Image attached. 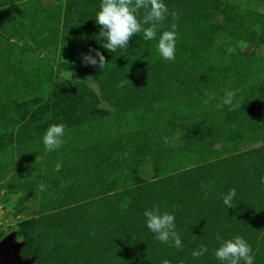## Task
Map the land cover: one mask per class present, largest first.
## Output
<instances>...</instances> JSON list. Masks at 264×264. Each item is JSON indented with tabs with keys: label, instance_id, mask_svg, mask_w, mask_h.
Wrapping results in <instances>:
<instances>
[{
	"label": "rangeland",
	"instance_id": "1",
	"mask_svg": "<svg viewBox=\"0 0 264 264\" xmlns=\"http://www.w3.org/2000/svg\"><path fill=\"white\" fill-rule=\"evenodd\" d=\"M100 3L0 0V240L13 233L32 264H221L219 232L264 264V0H164L157 39L116 52L98 37ZM90 49L103 69L83 62ZM226 90L239 107L219 106ZM53 123L64 143L48 152ZM156 206L175 208L181 248L148 230Z\"/></svg>",
	"mask_w": 264,
	"mask_h": 264
},
{
	"label": "clouds",
	"instance_id": "2",
	"mask_svg": "<svg viewBox=\"0 0 264 264\" xmlns=\"http://www.w3.org/2000/svg\"><path fill=\"white\" fill-rule=\"evenodd\" d=\"M141 10L143 17L140 18ZM264 12V8L261 9ZM169 10L164 0H101L99 10L96 12V24L101 26L99 38L106 40L102 46L109 52H116L118 49H128L130 40L134 35H143L145 41L157 39V33L163 26ZM175 20V13H171ZM177 40V24L171 23L167 30L162 31L158 36L156 49L159 55L165 61L175 59V49ZM95 51V56L85 55L83 62L85 65L99 66L103 69L106 61L103 53L90 49L89 52ZM65 77L71 78L72 71L64 73ZM131 82L130 80H128ZM132 83V82H131ZM124 82L120 86L123 87ZM209 95V93H205ZM235 91L226 90L220 101V107L230 106L231 109L239 107L235 100ZM215 99V97H212ZM66 125L63 123L51 124L45 131L42 142L45 150L48 152L59 149L64 143ZM40 159L36 157V162ZM62 164L55 165V171H60ZM264 183V177L261 178ZM41 190L44 185L40 186ZM236 196V189L231 188L222 196L224 205L227 208H233L232 201ZM175 208L173 212L161 211L159 206L144 211L146 226L154 234L156 240L170 244L177 249L182 247L180 233L176 230L175 225ZM216 239L219 247L214 250L215 257L221 264H254V254L252 247L242 236L237 235L234 238L224 239L219 232L216 233ZM208 251L207 247L200 245L199 249L193 251L192 257L199 258ZM162 264H171L167 259Z\"/></svg>",
	"mask_w": 264,
	"mask_h": 264
},
{
	"label": "water",
	"instance_id": "3",
	"mask_svg": "<svg viewBox=\"0 0 264 264\" xmlns=\"http://www.w3.org/2000/svg\"><path fill=\"white\" fill-rule=\"evenodd\" d=\"M24 243L15 241L14 234L0 240V264H32L34 259H26L21 255Z\"/></svg>",
	"mask_w": 264,
	"mask_h": 264
},
{
	"label": "trees",
	"instance_id": "4",
	"mask_svg": "<svg viewBox=\"0 0 264 264\" xmlns=\"http://www.w3.org/2000/svg\"><path fill=\"white\" fill-rule=\"evenodd\" d=\"M23 249V248H22ZM22 252V251H21ZM21 255H22V253H21Z\"/></svg>",
	"mask_w": 264,
	"mask_h": 264
}]
</instances>
